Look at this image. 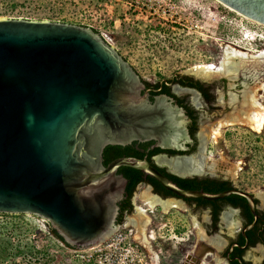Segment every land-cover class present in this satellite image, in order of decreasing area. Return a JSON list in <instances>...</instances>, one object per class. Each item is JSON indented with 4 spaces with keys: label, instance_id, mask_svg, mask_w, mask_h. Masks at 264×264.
<instances>
[{
    "label": "water",
    "instance_id": "95a60500",
    "mask_svg": "<svg viewBox=\"0 0 264 264\" xmlns=\"http://www.w3.org/2000/svg\"><path fill=\"white\" fill-rule=\"evenodd\" d=\"M220 1L264 24V6ZM141 88L131 64L88 26L0 18V213L43 219L67 244L83 249L115 229L116 202L127 183L120 166L154 177L174 200L231 193L250 198L236 188H181L146 158L121 156L103 164L108 143L129 140L135 127L149 135L140 127L143 112L135 113L151 111ZM158 100L168 112L160 126L168 124L174 141L186 116L165 97Z\"/></svg>",
    "mask_w": 264,
    "mask_h": 264
},
{
    "label": "rangeland",
    "instance_id": "374dc122",
    "mask_svg": "<svg viewBox=\"0 0 264 264\" xmlns=\"http://www.w3.org/2000/svg\"><path fill=\"white\" fill-rule=\"evenodd\" d=\"M231 9L220 0H0V18L67 22L88 26L100 35L107 33L110 44L146 81L171 77L177 73L189 74L190 67L195 64H218L231 48L253 55L263 50L264 24L247 19L242 13ZM228 63L235 67L223 74L228 75L230 80L234 79L237 71L251 75L252 81H248L247 89H251L252 93L244 102L255 103L254 95L264 107V56L250 57L246 63L237 59L229 60ZM223 121L201 125L209 149L204 153L201 165L210 175L227 178L236 186L264 199V123L259 130H255L241 123L228 125L230 123ZM220 123L219 135L212 137L211 130ZM206 128L210 129L212 138ZM147 189L150 194L156 195L146 184L136 187L133 195L135 206L123 217L122 223L127 225L124 232L135 239V246L142 257L139 264H154L146 246L136 238L141 231H144L154 250L158 251V246L162 245L161 264H169L170 252L163 246L169 237V230H166L168 226L161 228L163 222L158 223L160 219L166 221V214L157 209H153V213L146 211L148 218H145V229L142 226L143 220H137L138 207H147L142 202V192ZM178 213L185 212L178 210ZM191 213L193 221L199 212ZM9 221L18 224L13 227L16 232L14 241L7 237L9 230L4 228ZM0 226L3 227H0V246L5 248V251H0V264H10L18 256L14 257L12 252L18 244L25 245V250L32 243L46 253L48 248L54 249L55 246L60 248L59 256L65 254L62 251L65 248L51 235L49 223L38 217L8 214L0 216ZM117 229L115 227L108 238ZM158 233L162 236V244L152 238ZM46 237L48 239L45 242ZM34 253L35 257L46 256L43 252ZM70 258L72 260L68 262L77 263L72 256ZM66 259L62 258L60 264H67Z\"/></svg>",
    "mask_w": 264,
    "mask_h": 264
},
{
    "label": "flooded vegetation",
    "instance_id": "af4514ba",
    "mask_svg": "<svg viewBox=\"0 0 264 264\" xmlns=\"http://www.w3.org/2000/svg\"><path fill=\"white\" fill-rule=\"evenodd\" d=\"M249 2L256 6H264V2L260 0H249ZM227 76L212 73L204 77L191 72L146 81L138 74L142 83L139 93L146 95L147 105L151 111H146V113L141 107L136 109L135 113L139 117L140 112H143L144 117L140 120L142 124L140 127H147L149 135L141 134V129L135 127L131 129V132L135 131L136 134L129 140L107 144L135 150L142 154V158H150L149 162L152 165L157 169L158 167L163 168L166 173L179 177H209L226 180L230 185L225 190L236 188L251 195L248 198L242 194L231 193L237 196L230 199L224 197L215 200L203 199L206 202L199 201L197 198H177L175 200L182 207L171 208L167 212H163L161 206L158 205L155 209L166 214V221L160 219L158 223L163 222L160 227L168 226L166 230H169L167 243L163 244L164 248L170 252L169 264H201L204 257H207L206 261L212 264H264V199H261L258 194L236 186L227 178L210 175L201 165L204 153L209 151L201 125L232 119L233 116L243 117L242 106L249 104L248 101H244L252 93L251 89H247L248 81H252L251 75L237 71L233 80ZM160 96L165 97L166 102L171 106L181 108L186 116L185 130L174 141L169 139L172 130L168 128V124L163 123V127L160 126V122L166 119L168 114L166 110L162 107L160 110L158 106ZM253 99L259 101L254 98V95ZM162 114H164L163 118H161ZM235 124L237 123L228 125ZM206 129L212 138L210 129ZM187 170L193 173H186ZM146 185L154 191L152 185ZM134 192L130 198L131 209L125 210L123 215L132 211L135 206ZM156 196L162 200L173 197V195L162 196V193H156ZM126 197L125 186L116 202L115 222L120 216V203ZM144 209L145 212L150 211V213L155 210H150L148 207ZM178 210L185 213H178ZM191 211L199 212L193 221ZM196 232L198 233L197 238L195 237ZM152 238L157 240L158 244H162V236L159 233ZM161 247L158 246V251L155 250L159 257L155 264H161L163 261Z\"/></svg>",
    "mask_w": 264,
    "mask_h": 264
},
{
    "label": "trees",
    "instance_id": "16d2710c",
    "mask_svg": "<svg viewBox=\"0 0 264 264\" xmlns=\"http://www.w3.org/2000/svg\"><path fill=\"white\" fill-rule=\"evenodd\" d=\"M121 156H136L138 158L143 157L141 153H138L137 151L132 150L130 148L122 147L119 145H107L104 148L103 153H102V162L104 165H107L112 159H115V158L121 157ZM147 159L149 161L151 160L150 158H147ZM158 169L160 171H162L164 174H166V176L171 178L179 187L185 188V189H197V190L202 189L205 192L217 193V192H221V191L227 189L230 185V183L226 180L209 178V177H201V178L179 177V176L164 172L163 168L158 167ZM118 173L122 174L127 180V185H126L127 197L124 198L120 203V216L117 219V222H116L117 224H119L123 221V217H124L123 212L125 210L131 209L130 198H131L133 192L135 191V189L139 183H145V184L152 185L154 188V192L162 193V196H167V195L172 196L173 195L170 191L166 190L154 177H152L150 175H146V174H144V172H142L140 170L130 168V167H126V166H120L118 168ZM236 196L237 195L230 194L224 198L230 199V198H234ZM197 199L199 201L206 202L205 200H203L201 198H197ZM1 215L7 216L8 214H1ZM16 226H18V224H16ZM6 227L7 226L5 225L4 228H6ZM49 227H50L49 229H50L51 235H53L55 237V239H57V241L64 243L67 247H71L69 244H67L63 240V238L51 226H49ZM1 228H3V227H1ZM16 249H17L18 253H16V254L13 253L14 257H15V255L20 254V249L19 248H16ZM27 249H28V251L31 249H35L38 253H40V252L44 253L45 252L44 250H38L36 245H34V244H32V245L30 244V246H28ZM0 251H5V248L3 246H0ZM62 258H67L66 259L67 264H74V263L68 262L69 259H71V258H70V255H67V254H63L62 256H59V255L55 256L52 254L47 255L45 263L49 264L50 262H56V263L60 264V261ZM10 264H18V262H16L15 258H14Z\"/></svg>",
    "mask_w": 264,
    "mask_h": 264
},
{
    "label": "built area",
    "instance_id": "2783aa9c",
    "mask_svg": "<svg viewBox=\"0 0 264 264\" xmlns=\"http://www.w3.org/2000/svg\"><path fill=\"white\" fill-rule=\"evenodd\" d=\"M101 36L105 39V41L110 43V37L107 33H101ZM0 216H2L1 213ZM40 220L46 222L43 219ZM6 226L9 230L7 231V237L11 238V240L14 241L16 237V232L13 231V227L16 226V223H11L9 221ZM116 227H118V229L114 232L113 236L88 248L78 249L73 247H67L64 243L59 241L62 244L63 248H65L62 251L63 253L70 255L74 259H76V264H139L142 260V257L138 248L135 246L134 237L127 235L124 232V230L127 228V225L121 222L117 224ZM18 237L21 236L18 235ZM46 239L48 238H44L45 242L47 241ZM47 245L48 244L44 246L46 247ZM24 246L25 245L23 244H18L15 245L12 249L13 253H18L16 248L20 249V254L15 258V261L18 262V264H40V261H43V264H46L44 262L48 254L51 255V252L52 255L55 256L60 254V248L54 246V249H47L48 253H44L46 255L45 257H35L34 252H36V250H23ZM36 247L38 250H43L40 249L41 247H38V245H36ZM40 253L42 254V252ZM50 264L54 263L51 262Z\"/></svg>",
    "mask_w": 264,
    "mask_h": 264
},
{
    "label": "bare ground",
    "instance_id": "6f19581e",
    "mask_svg": "<svg viewBox=\"0 0 264 264\" xmlns=\"http://www.w3.org/2000/svg\"><path fill=\"white\" fill-rule=\"evenodd\" d=\"M231 8L232 7H230V9ZM231 10H233V8ZM244 17L252 20V18H250V17L248 18V16H246V15ZM252 21H254V19ZM229 55L231 56L230 58H228ZM258 56H262V57L264 56V49L259 51L257 55H253V54H249L248 52H243V51L237 50L235 48H231L227 53L224 54V57L219 61L218 64H215L213 62L195 64V65L190 67L189 71L198 75V76H204V77L212 75L213 72H215L216 75L225 74V73H227V72H229L235 68L234 66L229 65V63H228L229 60L232 61V59H234V60L237 59L239 62L246 63V59H250V57H258ZM249 106H251V107H249ZM242 107H243V113H244L243 117L233 116L232 119H226L223 122H228V123H231V122L236 123L237 122V123H241V124H246V125L250 126L252 129L259 130L264 123V107H263V105H261V103L255 101V103L248 104V106H245L243 104ZM220 127H221V123L211 130L213 137H215L219 134ZM142 196H143V203L147 207H149L150 210L155 209L158 205L161 206L163 212H167L171 208H181L182 207V205L177 200H174V199L162 200L158 196L150 194V191L148 189L144 190L142 192ZM137 211H138V214H137L138 219L137 220L139 222L141 220H143L142 226H143V229H145V226H144L145 223L144 222H147L146 219L148 218L147 215L145 214V209H144V207L143 208L138 207ZM136 238H137V240H140L146 246L147 251L150 253L149 256H151L152 262L155 264L159 258L158 254L149 245L148 239H146L144 231L139 232ZM206 258L205 257L202 258L201 264H212L211 262H207ZM189 260H191V259H189Z\"/></svg>",
    "mask_w": 264,
    "mask_h": 264
}]
</instances>
